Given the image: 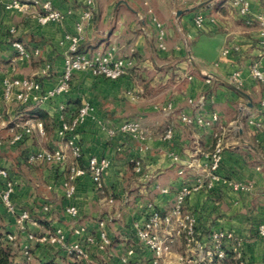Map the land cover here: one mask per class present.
<instances>
[{"label":"crops","instance_id":"0c3cea01","mask_svg":"<svg viewBox=\"0 0 264 264\" xmlns=\"http://www.w3.org/2000/svg\"><path fill=\"white\" fill-rule=\"evenodd\" d=\"M8 1L0 0V111L10 120L40 119L29 108L19 106L15 98H3L2 80L12 73L13 40L41 49L40 55L19 60L15 75H37L47 63L51 64V72L41 78L44 88L53 87L62 74L64 57L71 44L65 35L77 34L81 21L84 23L81 51H103L116 44L118 55H129L130 47H135L136 64L127 75L109 79L89 71H76L67 93L40 105L47 114L41 119L46 134L36 131L33 137L26 136L18 144L0 145V166L8 168L16 181L15 203L32 211L41 221L30 231L40 236L53 227H61L71 239H76L73 226L84 225L97 235L98 221L105 219L112 244L105 250L92 246L93 264H125L121 256L128 244L136 242L132 222L145 218L147 202L153 201L162 211H169L183 185L194 184L199 177L205 179L219 125L212 128L189 125L181 120V114L211 117L217 112L225 142L219 169L223 180L212 188L206 186L192 192L185 209L194 214L203 239L213 230L232 231L242 241L248 264H264V236L258 233V226L264 223V126L254 129L245 118L241 119L240 111L241 105H245L252 113H264V85L250 74L254 61L264 67V48L259 44L257 26L246 24L231 0H152L154 14L167 32L166 48L162 49L158 46L157 26L141 0H96L90 19L83 18L86 7L82 0H50L57 9L72 12L60 22L47 24L32 16L39 7L30 6L26 11L6 9L3 3ZM263 4L264 0H251L254 12L261 11ZM199 13L205 15L202 28L194 23ZM13 26L15 33L11 31ZM228 44L238 45L239 50L221 57V49ZM236 69L242 70L245 84L239 88L248 96L237 91L229 80ZM206 73L211 74L210 81ZM203 94L208 98L196 109L189 99L197 100ZM170 101L174 110L164 113L159 106ZM60 104L65 105L68 120L83 105L91 106L85 122L76 131V139L83 148L79 163L85 165L92 156L110 160L104 181L114 202L102 198L90 174L79 177L75 194L67 197V167L55 163L32 166L27 162L29 152L63 146L55 118ZM128 119L140 121L150 137L141 141L127 133H109L110 127ZM170 124L174 125V134L165 139ZM0 134L11 137V125L1 126ZM72 159L69 158L68 164ZM134 159H141L143 173L136 172ZM225 180L250 183L251 187L237 188ZM161 188H167L168 192H162ZM45 204L51 205L50 213L43 212ZM69 205L79 209L78 217L67 212ZM0 226L4 233L17 232L18 238L12 243L17 263L55 259L66 264L73 260L58 245L30 240L1 203ZM26 243L30 244L28 254L23 249ZM139 248L132 264L142 255L146 261L151 255ZM183 250L182 240H177L173 246L174 262Z\"/></svg>","mask_w":264,"mask_h":264},{"label":"built area","instance_id":"2783aa9c","mask_svg":"<svg viewBox=\"0 0 264 264\" xmlns=\"http://www.w3.org/2000/svg\"><path fill=\"white\" fill-rule=\"evenodd\" d=\"M86 9L83 13L84 19L92 18L96 5V0H82ZM145 6L147 13L152 16L157 26L158 46L162 49L166 48V29L161 21L154 14L152 0H141ZM231 3L238 8L241 15L245 17L248 25H256L259 35V44L264 48V4L262 10L254 12L251 6V0H231ZM30 6H37L32 16L37 18L42 24L49 22H60L72 11H62L54 7L50 0H10L3 3L6 9H16L26 11ZM143 18V16H141ZM194 23L198 28H202L205 24V15L199 13L194 18ZM84 23L81 21L77 24V34H66L65 39L70 40V46L64 57V66L62 74L53 87L44 88L42 77L51 72L52 66L47 63L41 68L39 74L32 76L20 77L14 73L17 71V62L22 59H31L40 55L41 49L38 46H27L23 41L15 39L12 46L15 55L11 62L12 73L6 75L2 80V91L4 100L15 98L19 106L27 104L43 105L54 97L67 93L72 86V79L76 71H89L94 75L106 77L109 79H117L127 75L136 62L134 58L135 47H130L129 55H118V46L116 44L108 45L103 51L85 52L79 49L81 40L83 39ZM12 32H16V27L11 28ZM239 50V46L228 44L221 49V57H226L233 51ZM250 74L264 85V67L259 61H254L250 67ZM207 80L210 81L212 76L206 73ZM229 80L237 87L245 84V78L242 70H234ZM208 96L203 94L197 100L189 99V102L199 109L204 105ZM264 106V100L262 101ZM159 108L164 113H171L174 110L172 101L165 103ZM89 104L83 105L79 113L71 120L66 118L65 105L58 106L56 119L59 122L58 132L64 139L63 146H57L52 149L42 148L29 152L27 162L31 164L55 163L69 169V177L65 182L66 195L72 197L76 191L77 179L85 174H90L94 188L103 199L112 203L114 196L107 190L104 175L110 166V160L105 157L92 156L87 159L85 165L79 163L83 158V148L76 139V131L78 127L86 120L91 110ZM241 119L249 123L254 129L264 126V113H252L245 105H241ZM181 120L189 125L199 127L212 128L219 125L220 132L215 133L216 143L214 150L209 155V164L205 172V179L199 177L194 184L183 185L176 195L174 206L169 211H162L153 201L146 204V216L143 220H135L132 222V229L136 242L128 244L121 261L125 264H132V258L137 255L139 247L148 250L150 257L143 259L142 255L134 264H217L230 256H233L237 264H248L242 252V241L232 231L225 229H217L211 231L207 239H203L196 226L194 214L185 209V202L188 196L203 187L212 188L216 182L222 181L223 177L219 173L222 162V153L225 148V142L222 135L223 125L221 124L220 115L214 112L211 117L197 114L182 113ZM3 125H11L12 136L8 139L0 138V145H15L21 142L26 136H31L36 131L41 135L46 134L44 121L41 119H27L23 122L18 120H10L3 111H0V128ZM111 135L119 132L127 133L130 136L145 141L150 137V133L143 127L142 123L136 119H128L121 122L118 126L108 129ZM174 134V125L170 124L164 134L165 139H171ZM73 158L68 164L69 158ZM178 159V156L175 155ZM134 166L137 173H143V163L141 159H134ZM181 173L183 171H180ZM227 181L230 185L249 189L250 183L241 181ZM159 187V185H157ZM16 190V181L11 176L8 168L0 166V203L12 214L16 219V224L20 231L28 233L30 240L39 242H48L58 245L63 249L66 255L75 261L84 264H93L92 246L100 249H107L111 246L112 238L106 230V220L98 221V233L94 235L88 231L84 225H75L72 227V234L76 239H71L66 231L61 227H53L43 235H36L30 231L33 226H38L40 221L36 218L32 211L26 208H20L15 203L14 193ZM162 192H168L167 188H161ZM44 213L51 212V205L45 204L42 208ZM67 212L73 216H79V209L75 205H69ZM258 233L264 236V223L258 226ZM18 238L17 232H9L6 239L9 243H14ZM177 240H182L184 250L173 261V246ZM139 245V246H138ZM26 254L30 251V244L23 246ZM145 260V261H144Z\"/></svg>","mask_w":264,"mask_h":264},{"label":"trees","instance_id":"16d2710c","mask_svg":"<svg viewBox=\"0 0 264 264\" xmlns=\"http://www.w3.org/2000/svg\"><path fill=\"white\" fill-rule=\"evenodd\" d=\"M24 109H30V112L33 115H36L37 118L45 119L47 114L44 110H42L38 105L35 104H27L22 106ZM56 118V117H55ZM28 155V153H27ZM27 158V156H26ZM29 165L34 166V164L29 163ZM78 262V261H77ZM77 262H68L66 264H79ZM0 264H62L55 259H48V260H39L38 262H31L26 261L24 263H17L14 261L13 258V251H12V243H9L6 239V233L3 232L2 227L0 226ZM84 264V263H82ZM104 264V263H98Z\"/></svg>","mask_w":264,"mask_h":264},{"label":"rangeland","instance_id":"374dc122","mask_svg":"<svg viewBox=\"0 0 264 264\" xmlns=\"http://www.w3.org/2000/svg\"><path fill=\"white\" fill-rule=\"evenodd\" d=\"M30 118V117H29ZM25 120H27L26 118H20V120H18V121H21V122H23V121H25ZM0 136H3L4 138L3 139H8V138H10V136H6V135H3V134H0ZM34 136V134H32L30 137H28V138H31V137H33ZM43 145H44V143H42ZM48 148V147H47ZM44 217H46V216H44ZM44 219H46V218H44ZM40 221V220H39ZM40 224H41V221H40ZM6 234H7V232H6ZM72 262H77V261H75V260H72ZM220 262H226L225 264H237L236 262H235V259H233V258H228L227 260H224V261H220ZM77 263H79V264H82V262H77Z\"/></svg>","mask_w":264,"mask_h":264},{"label":"water","instance_id":"95a60500","mask_svg":"<svg viewBox=\"0 0 264 264\" xmlns=\"http://www.w3.org/2000/svg\"><path fill=\"white\" fill-rule=\"evenodd\" d=\"M237 91H239L240 93L247 95L243 90H241L239 87L237 86H233ZM248 96V95H247ZM250 106H252V103H249Z\"/></svg>","mask_w":264,"mask_h":264}]
</instances>
